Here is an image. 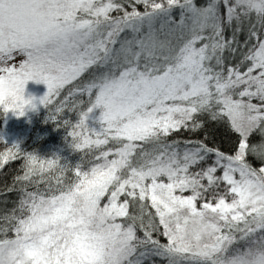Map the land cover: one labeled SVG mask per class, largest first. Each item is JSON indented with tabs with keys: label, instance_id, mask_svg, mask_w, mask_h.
<instances>
[{
	"label": "snow or ice",
	"instance_id": "1",
	"mask_svg": "<svg viewBox=\"0 0 264 264\" xmlns=\"http://www.w3.org/2000/svg\"><path fill=\"white\" fill-rule=\"evenodd\" d=\"M33 80L48 110L73 85L49 118L83 155L0 151V166L22 160L0 264H264V0H0V108L35 109ZM210 122L232 152L168 141Z\"/></svg>",
	"mask_w": 264,
	"mask_h": 264
},
{
	"label": "trees",
	"instance_id": "2",
	"mask_svg": "<svg viewBox=\"0 0 264 264\" xmlns=\"http://www.w3.org/2000/svg\"><path fill=\"white\" fill-rule=\"evenodd\" d=\"M202 2V0H198V3ZM140 10H143V5L138 6ZM228 35V33H226ZM241 42L244 40V35L240 36ZM95 69L91 70L89 73H86L80 79L76 81V84H83L85 81L89 80L91 76L95 73ZM73 85H69L66 88V91H69ZM63 95V94H62ZM64 96V95H63ZM80 96L75 99H79ZM85 101L84 107L88 106V98L83 99ZM59 101L50 105L49 110L45 108L41 113H39L34 118V123L32 124V128L27 139L21 143L17 144L14 142L4 143L0 141V151H6L7 147H11L14 145H19L24 152H33L38 154L41 159H52L54 154L61 156L64 159V162L69 165H74L76 163L81 162V156L83 152L76 151L71 146V137L68 136V131L71 129L65 128L62 124L58 125L57 122L51 120L49 115L52 114L55 108L59 105ZM79 108L74 113L72 111L66 110L59 114L57 117L60 120L65 118L69 119L72 122H78ZM3 118V112H0V122ZM1 127V124H0ZM210 136V146L212 143L218 145L221 150L225 152H232L233 148L230 143V140L234 138V136L229 133L224 127L220 125H215L210 122L207 126V133H196L193 134L191 132L181 130L180 132H174L168 137V141L172 140H187V139H202L204 135ZM252 142H257L260 140V137L254 134L251 138ZM91 158V154L85 155L83 158L85 166L87 165V161ZM249 161L252 163L254 167L261 166V162L257 160L255 157L250 156ZM21 159L12 160L3 166H0V215H4L10 210H12L16 206V202L19 196L18 191L10 190L13 188H18V184H14V176L22 174L21 173ZM68 177H71V173H67ZM9 237L13 236L12 232L8 233ZM161 242H166V239L160 237ZM154 264H167L165 260L160 258H153ZM145 264H150L149 261H145Z\"/></svg>",
	"mask_w": 264,
	"mask_h": 264
},
{
	"label": "rangeland",
	"instance_id": "3",
	"mask_svg": "<svg viewBox=\"0 0 264 264\" xmlns=\"http://www.w3.org/2000/svg\"><path fill=\"white\" fill-rule=\"evenodd\" d=\"M22 56H17L15 62H19L22 60ZM76 83V82H75ZM69 86V85H68ZM66 86L62 91L59 97H55L53 103L64 100L65 96L69 91H66ZM47 93V85L44 83H37L34 80L29 81L26 85L25 89V97H35L36 105L35 109L29 108L24 115L20 116L16 112L8 111L5 113L2 108H0V112H3V118L0 122V141L4 143L14 142L17 144L23 143L30 134L32 124L34 123V118L41 113L45 107L39 103V99L43 97ZM64 96H63V95ZM80 95L74 96L73 100H81L87 98L86 95L80 96L79 99H75ZM103 108L98 107L94 109L92 113L89 114L88 125L90 128H94L97 131H100L102 128V117ZM111 146V145H110Z\"/></svg>",
	"mask_w": 264,
	"mask_h": 264
}]
</instances>
